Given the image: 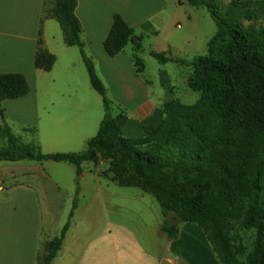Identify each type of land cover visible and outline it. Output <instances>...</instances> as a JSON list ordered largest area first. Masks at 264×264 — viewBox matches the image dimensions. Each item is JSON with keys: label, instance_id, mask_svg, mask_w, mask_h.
I'll return each instance as SVG.
<instances>
[{"label": "crops", "instance_id": "crops-1", "mask_svg": "<svg viewBox=\"0 0 264 264\" xmlns=\"http://www.w3.org/2000/svg\"><path fill=\"white\" fill-rule=\"evenodd\" d=\"M77 1L87 54L100 78L112 82L113 76L114 85L123 90L121 98L112 88L109 93L122 109L123 116L116 118L126 137H138L144 126L160 123L165 103L199 100L200 93L188 84L191 67L160 64L150 57L151 51L187 61L205 56L217 33L205 12L186 0ZM44 6L45 0H0V73L24 74L30 84L26 97L4 101L5 122L44 154L76 153L97 135L104 118L99 104L103 100L90 84L80 50L64 43L56 20L43 21ZM116 13L144 37L139 52L132 44L114 58L105 52L103 44ZM40 31L44 47L57 58L50 72L35 68ZM145 36L151 44L148 49ZM139 56L144 62L148 59L153 72ZM136 59L142 64L137 73L145 81L141 99L130 94L120 78V66H134ZM56 85L62 88L55 89ZM15 123L22 125L25 135L14 132ZM56 163H0V264H38L39 253L61 234L77 171L72 164ZM108 167L106 161L82 165L80 193L92 199L78 202L52 264H221L199 225L181 224L179 237L168 238L162 232L165 218L156 197L137 187L119 186Z\"/></svg>", "mask_w": 264, "mask_h": 264}, {"label": "trees", "instance_id": "trees-1", "mask_svg": "<svg viewBox=\"0 0 264 264\" xmlns=\"http://www.w3.org/2000/svg\"><path fill=\"white\" fill-rule=\"evenodd\" d=\"M205 8L217 25L205 56L192 61L151 51L160 64L179 63L193 69L189 87L200 93L191 105L171 100L163 105L164 119L144 126L138 137H126L113 116V102L82 41L83 27L76 16L77 0H45L44 18L56 20L68 47H77L92 88L102 97L105 115L95 137L81 153L44 154L16 136L5 122L3 103L30 93L21 73H0V163L66 162L76 167L106 161L112 180L121 187H137L152 194L164 214L162 232L179 237L180 225H199L221 264H264V0H231L221 14L219 0H186ZM248 23V24H246ZM144 37L116 13L104 50L114 58L129 44L136 51ZM57 58L44 47L42 31L35 68L50 72ZM141 64L136 59V66ZM141 72V68H138ZM121 113L118 117H122ZM36 134V130H32ZM183 181L189 190L178 192ZM77 195L79 191L77 190ZM77 199L61 234L38 255V264H52L69 230ZM256 236L247 247L228 234L231 223Z\"/></svg>", "mask_w": 264, "mask_h": 264}, {"label": "rangeland", "instance_id": "rangeland-1", "mask_svg": "<svg viewBox=\"0 0 264 264\" xmlns=\"http://www.w3.org/2000/svg\"><path fill=\"white\" fill-rule=\"evenodd\" d=\"M174 1L175 0H173V2ZM245 1H248V0H245ZM219 2H220L221 11H222V13H224L225 9L228 8L229 3L231 2V0H219ZM197 9L201 10L200 12H205L203 14H206V16H208L206 18L210 20L214 30L217 31V25H216L215 21L213 20V18L210 15H207V11H202V10H204L203 8H197ZM55 24H56L57 28L59 30H61L59 23L56 22ZM246 24H248V23H246ZM260 24L262 26H264V20H262L260 22ZM145 38H146V36H145ZM149 43H150V41L148 40V38H146V42H145V48L146 49H148V46L151 45ZM127 50H128L127 52L129 53L130 49H127ZM143 54L144 53H142L141 56H143ZM141 56H139V57L142 59ZM150 58H151V60H153V62H156L155 59H153V57H150ZM142 62H143V65L146 66V68H147V70L149 72H153L154 71V68L151 66V64L149 63L148 59H146L145 62L142 59ZM155 64H157V63H155ZM137 70H138V67L136 65H134V66L126 65L125 67L120 66V78H121L122 84L125 85V88H127L130 91V94L135 96L137 99H141L142 95L144 93L145 81H144V78L137 73ZM104 73H107V70H104ZM110 75H112V74H110ZM102 81H103V83L105 84V86L107 88V93H108L109 99L114 104L113 105V111H112L113 116L117 117L118 115H120L122 113V109L115 102V100H112L111 95L109 93V90H110L109 88H112L113 91H114V94L117 97H120V98L122 97V91L123 90L121 89V86H118V85H116L118 87V90L116 89V86L114 85V82H113V81H115L113 76H112V82H107L105 80H102ZM115 83H117V82L115 81ZM54 88L58 89V88H62V86L61 85H56ZM95 94H96L97 98L100 99V95L98 93H95ZM194 101H195V99L193 98L191 100L186 101V103L187 104H192V103H194ZM100 102H101V99H100ZM99 104H101L100 105L101 106V112L103 113V115H105V108H104L103 102L99 103ZM93 107L89 106V108L91 110H93ZM13 127H14V132L17 135H21V136L25 135V134H23L24 132L22 130V125H20L19 123H15ZM4 145H5V141L0 140V148L3 147ZM81 151H83V150H80V151H78L76 153H79ZM52 164H53V166H56L58 163L52 161ZM63 170L65 171V168ZM49 171L53 175H55V172H56L55 169L50 168ZM80 185L84 187V184H82V182H80L79 177L77 175V179H76V182H75L76 191H75V195H74V198H73V202H74L75 199H77L78 202L87 203V202H89L92 199V197H91L90 194L82 195L80 193ZM181 188L182 189L185 188L184 190H189V185L187 184V182L183 181L182 186L179 185L178 192L181 190ZM77 190L79 191L78 195L76 194ZM73 202H72V204H70L72 206L69 205L71 207V210H72V207H73ZM71 210H70V212H71ZM103 217H105V215H103ZM68 219H69V217H68ZM66 222H68V221H66ZM228 234H229L230 237H233L235 235L239 236V238L241 240L240 242L244 246L247 247V251L245 252V256L242 258V260L244 261L246 259L247 255H248L249 250L253 246V243L255 241L256 231L255 230H249V231L245 230L239 224H236L235 222H232L231 226L229 228Z\"/></svg>", "mask_w": 264, "mask_h": 264}]
</instances>
